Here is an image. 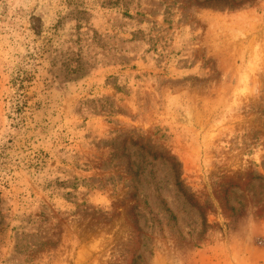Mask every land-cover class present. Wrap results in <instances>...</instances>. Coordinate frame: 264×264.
<instances>
[{
  "label": "rangeland",
  "instance_id": "374dc122",
  "mask_svg": "<svg viewBox=\"0 0 264 264\" xmlns=\"http://www.w3.org/2000/svg\"><path fill=\"white\" fill-rule=\"evenodd\" d=\"M0 264H264V0H0Z\"/></svg>",
  "mask_w": 264,
  "mask_h": 264
}]
</instances>
